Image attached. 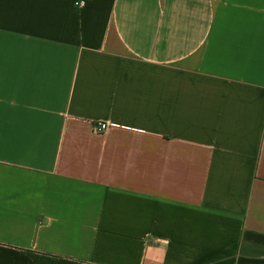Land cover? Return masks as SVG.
I'll return each mask as SVG.
<instances>
[{
  "label": "crops",
  "instance_id": "0c3cea01",
  "mask_svg": "<svg viewBox=\"0 0 264 264\" xmlns=\"http://www.w3.org/2000/svg\"><path fill=\"white\" fill-rule=\"evenodd\" d=\"M0 264H264V0H0Z\"/></svg>",
  "mask_w": 264,
  "mask_h": 264
},
{
  "label": "built area",
  "instance_id": "2783aa9c",
  "mask_svg": "<svg viewBox=\"0 0 264 264\" xmlns=\"http://www.w3.org/2000/svg\"><path fill=\"white\" fill-rule=\"evenodd\" d=\"M113 124L107 123V122H99L94 127L93 130L95 132H103L106 131L108 128L112 127Z\"/></svg>",
  "mask_w": 264,
  "mask_h": 264
}]
</instances>
